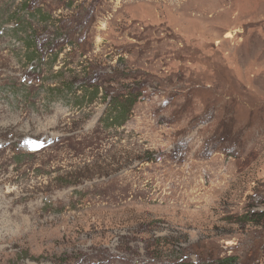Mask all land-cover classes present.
<instances>
[{
    "label": "rangeland",
    "instance_id": "rangeland-1",
    "mask_svg": "<svg viewBox=\"0 0 264 264\" xmlns=\"http://www.w3.org/2000/svg\"><path fill=\"white\" fill-rule=\"evenodd\" d=\"M262 213L264 0H0V264H264Z\"/></svg>",
    "mask_w": 264,
    "mask_h": 264
},
{
    "label": "trees",
    "instance_id": "trees-1",
    "mask_svg": "<svg viewBox=\"0 0 264 264\" xmlns=\"http://www.w3.org/2000/svg\"><path fill=\"white\" fill-rule=\"evenodd\" d=\"M92 88V86H90ZM133 97V98H132ZM124 97L121 96L120 98H117L115 100H113L114 103V107L112 109H110V123L112 124H116V122L120 125H122L123 123V119L125 117V114L127 113V111L130 110L132 103H135V95H129L127 96V98L124 101H119V99H123ZM115 110V112H113ZM260 215H264V213L260 214ZM212 264H238L236 261V258L232 257V256H228L226 258H220L217 259L215 262H213Z\"/></svg>",
    "mask_w": 264,
    "mask_h": 264
}]
</instances>
